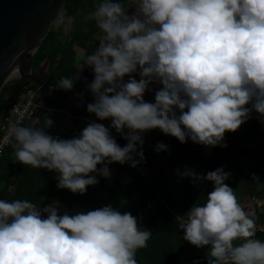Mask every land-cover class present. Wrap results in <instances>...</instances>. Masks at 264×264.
I'll return each instance as SVG.
<instances>
[{"label":"clouds","instance_id":"obj_1","mask_svg":"<svg viewBox=\"0 0 264 264\" xmlns=\"http://www.w3.org/2000/svg\"><path fill=\"white\" fill-rule=\"evenodd\" d=\"M86 19L96 21L102 38L75 75L55 87L74 89L78 73L91 67L94 102L87 111L110 118L127 144L95 121L77 137L53 136L45 131L51 118L46 128L11 122L3 137L16 161L58 173V188L84 194L98 176H111L113 162H146L143 134L151 129L181 143L226 148L225 133L238 130L253 111L264 125V0H98ZM137 72L139 80L131 75ZM154 82L162 87L154 102L146 101ZM168 149L158 142L155 150ZM176 171L194 183H214L206 201L180 220L183 239L209 246L208 264H264L255 220L225 183L231 173L223 166L206 175L187 166ZM59 207V201L41 208L28 199H0V264H138L136 253L153 231L137 216L110 204L63 214Z\"/></svg>","mask_w":264,"mask_h":264},{"label":"trees","instance_id":"obj_2","mask_svg":"<svg viewBox=\"0 0 264 264\" xmlns=\"http://www.w3.org/2000/svg\"><path fill=\"white\" fill-rule=\"evenodd\" d=\"M126 1V0H125ZM89 4H94L92 0H88ZM71 0H66L63 11L65 15H71L75 12L71 9ZM80 24V23H79ZM75 26V40L84 39L90 35L89 30H80V26ZM91 24V23H90ZM50 55L55 60V65L49 71L46 84H54L63 76L73 77L75 66L73 65V53L69 48H64L58 39V33L52 29L42 40L40 46L34 53V56L44 58ZM37 84L32 83L30 79L24 80L19 87V95L26 88H36ZM16 90V84L3 85L0 89V106L6 100L11 98ZM7 93V97L4 94ZM94 100V98H93ZM154 102V99L152 100ZM9 105H5L0 113V119L5 114ZM258 113L253 111L250 122L262 125L257 118ZM114 132L118 133L114 128ZM159 134L160 142L167 140L166 145L169 146L167 151L157 152L153 145L147 140L149 135H144L145 144L143 145L146 162L140 164L148 166L158 156L171 154L172 162L183 156H191L196 160V172L206 175L207 172L215 170L217 167L223 166L224 170L229 172V168L235 165L237 158L230 155L228 147L216 146L214 148L196 146L190 149L185 143H181L176 137L163 133L156 128ZM127 132L128 130L125 129ZM117 139L118 143L128 142L120 133ZM228 138L234 139L235 132H226ZM139 147V145H138ZM8 150H13L9 147ZM230 155V156H229ZM139 159V157H137ZM118 163V168L127 174V168L130 169V180L124 183L119 180L115 183L107 185L103 176H98L99 183L88 186V190L84 194L73 193L70 190L57 187V175L54 170H46V176L42 180V186L38 188L34 182L38 180L42 169L33 166L19 165L15 167L13 163H9L11 174L16 178L15 188L12 191L10 200L28 199L38 206L42 204L43 197L53 196L58 198L59 202L64 205L68 211L76 212L79 210L87 211L100 208L105 205H112L121 212H131L137 216L141 226L152 230V236L148 241V246L141 248L136 253L138 264H181L178 260L179 251L189 246L190 242L183 239V230L178 228L181 219L187 218V212L195 203L205 200L201 197L203 190L211 189L214 185L212 181L198 180L195 183L191 177L183 186L182 195L176 199L177 208L172 209L161 196V189L155 179H149L147 176H138L134 172V168L129 164ZM101 167L103 165H100ZM227 181V180H226ZM225 181V182H226ZM42 206V205H41ZM63 214V212H61Z\"/></svg>","mask_w":264,"mask_h":264},{"label":"crops","instance_id":"obj_3","mask_svg":"<svg viewBox=\"0 0 264 264\" xmlns=\"http://www.w3.org/2000/svg\"><path fill=\"white\" fill-rule=\"evenodd\" d=\"M72 20H74V18H68V20L64 21L61 20V23L59 25L57 24L54 27V31L58 33V39L61 41L62 46L66 49L69 48L72 51L73 65L77 69V63L82 60L84 53H86V50L89 49L91 41L93 40L89 35L84 39H80L79 37H77L78 40H75V26L80 23V30H90V34L98 32L100 28L97 24L88 22L85 18H81L80 21H76L74 25L72 24ZM54 65L55 60H52L49 63L46 80L48 78L50 69L54 67ZM31 81L32 83L37 84L32 79ZM160 87H162V85L156 82L150 84V90L148 91L150 94L149 101H152L154 99L155 92L159 90ZM57 89L59 88L55 87L54 84H48L46 87V93L48 95H52V92ZM37 99L40 103V106H44L45 102L40 93H38ZM75 99H78V101H80V98ZM91 102H94V100H92ZM104 121H106V123L110 122V130L114 132L111 127V119H105ZM87 124L88 123L82 125L80 121L77 122L75 124L77 126V132L75 133L79 135L82 129L87 126ZM54 125L50 127V129H54V131H51V133L49 134L61 137V135L58 133L62 131L63 127L60 125H57L55 127ZM80 125L81 128H78V126ZM145 134L150 136L147 142L153 145L155 149L157 143L160 142L158 131L156 129H151L146 131L143 135ZM225 140L227 142V145L229 146L228 149L230 150V152L232 151L230 155L237 158L235 165L229 168L231 176L225 183L229 184L234 189L238 200L245 211L250 217L255 220L256 238L264 240V129L261 125L247 120L240 126L238 130L235 131L234 139L228 138L225 135ZM163 143L166 144L167 140H164ZM185 144L190 149H193L196 146H201L203 148L205 147L204 145L194 143L193 141H191V139H189ZM11 146L12 144L9 143V145L5 148L3 156L0 160V199L7 200H10V196L15 188L16 182V178L14 179L11 174H8V171L10 170L9 163H13L15 167L24 165L23 163L15 160V156L13 155L14 149L8 150V148ZM142 166L147 170L149 179H155L158 183L159 189H161L162 191L160 192L161 196L165 199L169 207H171L172 209L177 208L178 204L176 199H178L182 195L183 186L191 177H181L177 174L176 170L179 169L183 171L187 166L196 171L195 158L191 156H181L177 160V162H172L171 154H164L158 156L148 166ZM99 167L101 166L98 165V168ZM46 170L47 169H42L39 173L40 176L38 180L34 182V185L38 188L42 186V180L47 173ZM130 175V169L127 168V180H123L122 176L120 181L124 183L127 181L128 183L131 178ZM113 183L116 182L113 181L111 184ZM213 188L214 185L211 189L203 190V192L201 193V197L205 201L207 199L208 193H210ZM56 201H59L58 198L53 196L43 197V200L41 201L43 203L40 204V207L43 208L44 206L52 204ZM200 203L203 204L204 202L201 201ZM66 209L67 208L60 202V213L67 211ZM235 243H241V241L237 240L235 241ZM180 252L182 254L179 256L180 258H178V260L181 264H193L194 261H198L199 264H208L209 246L197 247L190 243L189 246L185 247V249Z\"/></svg>","mask_w":264,"mask_h":264},{"label":"water","instance_id":"obj_4","mask_svg":"<svg viewBox=\"0 0 264 264\" xmlns=\"http://www.w3.org/2000/svg\"><path fill=\"white\" fill-rule=\"evenodd\" d=\"M65 1L0 0V89L9 78L10 73L17 71L14 81L16 90L13 96L6 99L0 106V113L3 106L10 105L17 99L21 83L24 80L32 79L38 84V93L44 99L45 104L38 108L28 125L46 128L47 122L51 118L55 127L60 125L68 133L77 132L75 124L79 121L82 125L95 121L110 128V122L106 123L87 111V104L94 97L90 89H88V95L83 99V104L76 107L72 103L73 99L81 98L77 89L78 80L72 90L57 89L52 92V95L46 93V74L49 63L52 61L50 55H46L41 63L34 68L33 55L51 29L52 24L59 17ZM90 52L92 51L89 50L88 53ZM131 75L135 76L137 80L140 79L139 72ZM89 76L94 80L95 74L92 69ZM124 79L127 81L129 77L125 76ZM148 91L144 95L146 101H149L150 98ZM78 128H81V125ZM45 131L49 134L54 129L49 127Z\"/></svg>","mask_w":264,"mask_h":264},{"label":"built area","instance_id":"obj_5","mask_svg":"<svg viewBox=\"0 0 264 264\" xmlns=\"http://www.w3.org/2000/svg\"><path fill=\"white\" fill-rule=\"evenodd\" d=\"M38 89L39 86H37L36 88H26L22 92V94H20L17 99L9 105L5 114L0 119V144L3 145V149L2 151H0V160L3 156L5 148L9 145V142H5L3 139L6 132V126L11 122H19L27 125V123L32 119L33 115L40 107V103L37 99ZM111 133L116 140L120 137L119 134H117L116 132L111 131ZM119 144L121 146H124L127 144V142ZM133 168L134 172L138 176L148 175L147 170L141 164Z\"/></svg>","mask_w":264,"mask_h":264},{"label":"flooded vegetation","instance_id":"obj_6","mask_svg":"<svg viewBox=\"0 0 264 264\" xmlns=\"http://www.w3.org/2000/svg\"><path fill=\"white\" fill-rule=\"evenodd\" d=\"M92 1L94 2V4H89L88 0H71V6H72L71 9L74 8V5L76 6L75 12H74V14L67 16V15H65L66 12L63 11V9H62V11H63L62 20H68V18H74V20H72V24L74 25V23L76 21H80L81 18L86 19V17H88L89 13L94 11V9L98 3V0H92ZM125 3H127V0L125 1ZM134 12H135V6L133 5V6L129 7L128 14L131 15ZM86 20L88 22H91L92 24H97L94 19H86ZM102 35H103V33H102L101 29H99V31L94 33V34L89 35V36H91L90 38L93 41H91L90 47L88 50H86V53H84L83 57L88 54L87 51H89V50L94 51L95 50V48L99 44V40L102 38ZM90 71H91V67L85 65L83 67L82 71L78 73V75L80 76V79L78 80L79 84H77V89L79 91V94L81 95V98H80V101H78V99H73L72 103H74V105L76 107L83 104V99L88 95V89H89L88 84H90L93 81V78L89 76ZM93 98L91 99V101L93 100ZM6 99H8V98H6ZM58 134H60L62 138L63 137L64 138H73V137L79 136L75 132L74 133L73 132L68 133V131H66V132L63 131V129Z\"/></svg>","mask_w":264,"mask_h":264},{"label":"rangeland","instance_id":"obj_7","mask_svg":"<svg viewBox=\"0 0 264 264\" xmlns=\"http://www.w3.org/2000/svg\"><path fill=\"white\" fill-rule=\"evenodd\" d=\"M62 15H63V11H61L59 17L56 19V21L52 24V27L51 29L54 30V27L58 24L61 23V20H62ZM64 21V20H62ZM65 23V22H64ZM45 58V57H44ZM44 58H39L38 56H34L33 55V61H34V68L39 65L41 63V61L44 59ZM17 77V74L15 75H11L7 81L5 82L4 85H9L11 83H14L15 79ZM5 97H7V93L4 94ZM109 168H110V171H111V176L109 178H106V182L107 184H111L113 181H115L116 185L118 184V179L121 180L122 176H123V180H127V174L124 173V171L120 168H118V163L117 162H113L112 164L109 165ZM120 171V172H119ZM116 172V174H115ZM63 208V207H62ZM64 209V208H63ZM68 211V209H66ZM181 251V250H180ZM179 251V252H180ZM182 253L180 252L179 255H178V258H180L179 256L181 255Z\"/></svg>","mask_w":264,"mask_h":264},{"label":"bare ground","instance_id":"obj_8","mask_svg":"<svg viewBox=\"0 0 264 264\" xmlns=\"http://www.w3.org/2000/svg\"><path fill=\"white\" fill-rule=\"evenodd\" d=\"M17 73V71L15 70V71H13L12 73H10V75H9V77L11 76V75H15Z\"/></svg>","mask_w":264,"mask_h":264}]
</instances>
